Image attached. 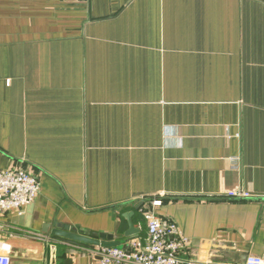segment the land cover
<instances>
[{"label": "crops", "instance_id": "0c3cea01", "mask_svg": "<svg viewBox=\"0 0 264 264\" xmlns=\"http://www.w3.org/2000/svg\"><path fill=\"white\" fill-rule=\"evenodd\" d=\"M19 162L40 189L0 211L12 264H98L53 224L122 242L131 210L144 238L153 199L186 257L262 254L264 0H0V168Z\"/></svg>", "mask_w": 264, "mask_h": 264}, {"label": "built area", "instance_id": "2783aa9c", "mask_svg": "<svg viewBox=\"0 0 264 264\" xmlns=\"http://www.w3.org/2000/svg\"><path fill=\"white\" fill-rule=\"evenodd\" d=\"M39 189L38 176L28 171L22 162L12 168H0V211L20 213L35 200ZM226 196L241 199L251 194L234 190ZM159 205L160 200L153 199L143 211L146 227L144 238L133 235L125 238L120 247H95L91 250L90 254L97 258L98 264H237L186 257L188 239L174 222L156 213L154 208ZM2 231L0 224V264H12L13 248L3 237ZM243 264H264V251L260 255H248Z\"/></svg>", "mask_w": 264, "mask_h": 264}, {"label": "water", "instance_id": "95a60500", "mask_svg": "<svg viewBox=\"0 0 264 264\" xmlns=\"http://www.w3.org/2000/svg\"><path fill=\"white\" fill-rule=\"evenodd\" d=\"M143 202H139L135 209H138ZM134 211H125L122 213L123 218L126 219L128 228L124 231V237H130L138 234V229L133 225L132 217ZM28 219H26L27 221ZM21 216H13L11 222L14 225L29 227L27 222ZM43 231H48V226L44 224ZM49 235L52 241L59 242L63 245L70 246L72 248L83 249L91 251L95 247H120L121 241L114 238V235L106 232L92 231L88 234L81 233L78 228L70 227L63 223H54L52 229L49 231ZM191 252V244L188 246ZM56 256L55 252L52 256L49 246L45 252V264H79L80 258H74L75 252L73 250L64 249ZM193 258V257H191ZM213 261L211 259H208Z\"/></svg>", "mask_w": 264, "mask_h": 264}, {"label": "rangeland", "instance_id": "374dc122", "mask_svg": "<svg viewBox=\"0 0 264 264\" xmlns=\"http://www.w3.org/2000/svg\"><path fill=\"white\" fill-rule=\"evenodd\" d=\"M16 253H17V254H16ZM15 254H16L17 256L19 255L17 250H15Z\"/></svg>", "mask_w": 264, "mask_h": 264}]
</instances>
